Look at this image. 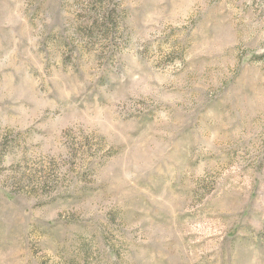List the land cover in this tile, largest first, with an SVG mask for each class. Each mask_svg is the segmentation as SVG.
<instances>
[{"label":"rangeland","instance_id":"1","mask_svg":"<svg viewBox=\"0 0 264 264\" xmlns=\"http://www.w3.org/2000/svg\"><path fill=\"white\" fill-rule=\"evenodd\" d=\"M0 264H264V0H0Z\"/></svg>","mask_w":264,"mask_h":264}]
</instances>
